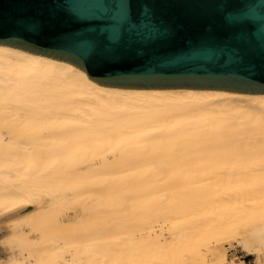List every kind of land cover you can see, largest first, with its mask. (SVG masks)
I'll use <instances>...</instances> for the list:
<instances>
[{
    "label": "bare ground",
    "instance_id": "obj_1",
    "mask_svg": "<svg viewBox=\"0 0 264 264\" xmlns=\"http://www.w3.org/2000/svg\"><path fill=\"white\" fill-rule=\"evenodd\" d=\"M263 126L261 92L101 85L67 62L0 46V244L14 235L0 264H97L106 226L101 241H69L44 225L49 211L58 225L86 209L114 213L128 264H230L234 238L264 264L263 163L241 169L204 153L231 131L239 148L262 149ZM125 180L132 209H114L110 193ZM80 185L90 205L46 209Z\"/></svg>",
    "mask_w": 264,
    "mask_h": 264
},
{
    "label": "water",
    "instance_id": "obj_2",
    "mask_svg": "<svg viewBox=\"0 0 264 264\" xmlns=\"http://www.w3.org/2000/svg\"><path fill=\"white\" fill-rule=\"evenodd\" d=\"M0 46L101 85L264 93V0H0Z\"/></svg>",
    "mask_w": 264,
    "mask_h": 264
},
{
    "label": "rangeland",
    "instance_id": "obj_3",
    "mask_svg": "<svg viewBox=\"0 0 264 264\" xmlns=\"http://www.w3.org/2000/svg\"><path fill=\"white\" fill-rule=\"evenodd\" d=\"M264 132V126H263ZM228 138L230 142L227 145H217L215 149H209L204 151V153H213L215 160L218 164L222 165L226 161L232 160L236 161L240 164V168L243 169L245 167L246 161H251V164L254 162L263 163V189H264V143L263 148L259 150H251V149H241L239 148V143L236 142L237 133L228 132ZM211 150V151H210ZM125 184L121 186L117 192L110 193L111 203L114 206V209H132L130 204L128 187L130 186L129 180H125ZM241 184L246 186L245 181H241ZM253 184H258L255 180ZM89 192L88 187L78 186L77 190L71 195L68 196L65 200L61 202H56L53 205H47L46 209H75L76 205L81 207L82 204H88L89 199L87 197V193ZM99 194V190L96 191ZM96 204L93 203V205ZM114 209H106V210H114ZM53 212L49 211L47 217L44 220V225L47 227H51V231L55 233V238H67L69 241H79L84 239H94L97 241H101V227H107V231L109 234V244L107 246H98L94 248L92 252L95 253L97 264L99 261L110 253L114 261L112 264H128L127 257L124 254L119 253V248L115 244V240L119 237V231L117 229L118 222L114 219V213L102 214L98 209H86V212L83 215H80L76 219L73 218L71 220H67L60 224H55L53 219ZM74 213V211H72ZM106 217L111 219L110 223L106 222ZM247 217L245 221H248ZM145 218L143 215L142 218V227L144 228ZM0 236L7 233L6 229H1ZM4 232V233H3ZM14 235L9 234L4 237V244H0V256H4L7 258L10 255L11 251L8 248V244L13 240ZM7 247V248H6ZM228 258L230 260V264H249L252 262L253 264H258V255L256 253H251L248 249L244 247L237 238L229 241L226 245ZM109 250V252H108ZM125 250H128L127 248ZM120 258H123V262H120ZM264 263V262H263ZM104 264H107L104 263Z\"/></svg>",
    "mask_w": 264,
    "mask_h": 264
},
{
    "label": "built area",
    "instance_id": "obj_4",
    "mask_svg": "<svg viewBox=\"0 0 264 264\" xmlns=\"http://www.w3.org/2000/svg\"><path fill=\"white\" fill-rule=\"evenodd\" d=\"M249 264H253L252 262H249Z\"/></svg>",
    "mask_w": 264,
    "mask_h": 264
}]
</instances>
